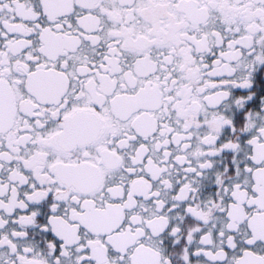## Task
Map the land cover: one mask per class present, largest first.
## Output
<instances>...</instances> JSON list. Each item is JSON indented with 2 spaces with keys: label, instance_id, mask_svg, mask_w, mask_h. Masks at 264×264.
I'll return each instance as SVG.
<instances>
[{
  "label": "snow or ice",
  "instance_id": "1",
  "mask_svg": "<svg viewBox=\"0 0 264 264\" xmlns=\"http://www.w3.org/2000/svg\"><path fill=\"white\" fill-rule=\"evenodd\" d=\"M0 264H264V0H0Z\"/></svg>",
  "mask_w": 264,
  "mask_h": 264
}]
</instances>
